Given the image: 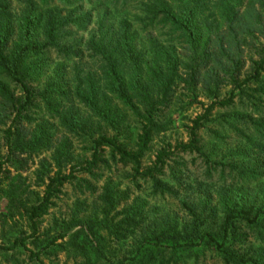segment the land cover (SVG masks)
<instances>
[{
  "label": "trees",
  "instance_id": "1",
  "mask_svg": "<svg viewBox=\"0 0 264 264\" xmlns=\"http://www.w3.org/2000/svg\"><path fill=\"white\" fill-rule=\"evenodd\" d=\"M193 104L187 142L145 162ZM206 130L212 151L236 137L227 161ZM117 166L181 216L103 181ZM67 186L70 216L42 229ZM2 201L4 264H264V0H0Z\"/></svg>",
  "mask_w": 264,
  "mask_h": 264
},
{
  "label": "rangeland",
  "instance_id": "2",
  "mask_svg": "<svg viewBox=\"0 0 264 264\" xmlns=\"http://www.w3.org/2000/svg\"><path fill=\"white\" fill-rule=\"evenodd\" d=\"M54 5H59L61 6L62 4L59 3L58 1H55L53 3ZM92 5L86 3L84 4V10H88L91 9ZM228 90V89H227ZM198 100H200L203 103H207V101L200 97ZM186 102H189L188 100L185 99ZM202 113V109L201 106L198 104H193L186 112H182L181 114H173L172 116V121H173V125L171 126V128L167 131L166 135L163 136H159L155 139V141L153 142V146H152V150L148 153V155L146 156L145 162L147 161H151L154 160V155H155V151L157 149H159L161 146H163V142H170L172 145L175 144V142L177 141H182V142H187L188 138H187V131H186V125L189 126V120L194 119L197 115ZM201 141H202V145L204 146V152H209L208 154H211V158L212 159H217L220 161H227V152H228V148L232 147L236 141V137L233 134H225V144L224 145H220L219 147H216V149L214 151H212V147L211 144L209 143L210 138H212V135L208 133V130L206 131H201L199 133ZM73 146L74 149L79 152L80 149V145L77 144V142L73 139ZM177 158H181L184 163L186 164L185 168H187L186 172L189 174L191 179H198V180H202L203 179V171L205 169L204 164L202 163V159L198 158L196 155L194 154H177L176 155ZM34 168H31L30 171H33ZM129 169H122L120 166H117L116 168H112L111 172H106L104 171V178L103 181L106 178L111 179L112 183L114 185L118 186V189L120 191H127L129 194V199L133 200L136 197H139L141 200H146V202L148 203V206L150 207H154V206H158L161 210L164 209H171L173 211H175V213H178L179 216H181V213L177 212V207L175 206L174 203H172L171 201H160L158 200V197H153L151 192H150V188L149 185H144L142 190H138L134 185L133 182L130 179V171H128ZM185 172V170H184ZM28 176L30 175V172L27 174ZM227 176H226V181H227ZM29 181L30 183L33 184V177L32 175L29 176ZM213 181L216 183L217 186H220L223 184V181L220 182L219 178H218V174H216L213 178ZM229 181V180H228ZM227 181V182H228ZM140 185H143L142 181H139ZM79 196L78 191H76L75 189H73L72 186H67L64 189V194L58 199L56 200V206L55 208H53L50 211V215L47 216L44 220V223L42 225V229L47 228L49 226L48 222H50V219L53 216H56L57 218H68L70 216L71 213V209L73 208L74 202L77 199V197ZM87 197V201L91 202L93 197H89V196H85ZM85 197H80L81 200ZM5 208V202L2 201L0 203V210L4 211ZM253 238L249 239L248 242L249 244H252ZM247 242V244H248ZM0 243H1V239H0ZM247 244H243V247H247ZM29 248H31L30 246H28ZM64 256H59V263L61 264L64 261ZM201 264H221V261L219 259V256L213 252V250L211 251H206L204 254L201 255ZM0 264H4L2 263V257L0 256ZM45 264H49L47 261H45ZM189 264H192L189 263Z\"/></svg>",
  "mask_w": 264,
  "mask_h": 264
}]
</instances>
